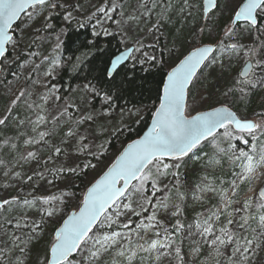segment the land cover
Returning a JSON list of instances; mask_svg holds the SVG:
<instances>
[{"label": "snow or ice", "instance_id": "obj_1", "mask_svg": "<svg viewBox=\"0 0 264 264\" xmlns=\"http://www.w3.org/2000/svg\"><path fill=\"white\" fill-rule=\"evenodd\" d=\"M207 5L215 8L216 0H207ZM57 7L55 0H0V60L7 54L6 46L12 43L9 32L21 13H27L31 19L33 15L43 14L42 10ZM128 7H131L130 0H106L105 5L96 11L115 23L118 31L127 37L130 33L135 36L141 23L148 24L153 19L155 23L149 31H158L170 9L183 14L191 5L189 0H183L179 8L172 0H136L131 12L127 11ZM117 10L118 20L112 15ZM70 16L69 13L65 19H70ZM105 34H109L107 30ZM224 35L230 39L250 37L251 45L237 41L221 42L216 48H194L171 68L148 134L142 140L128 145L107 171L87 188L78 211L67 215L52 233V239L39 264H136L137 260L139 264H144L145 256L142 254L154 258L156 264L161 257L174 254L183 264L180 248L174 247L173 233L157 218V213L165 212L179 218L183 215L181 205L186 195L180 190L178 179L170 184L162 185L161 182L170 175L178 178L175 172L179 167L178 162L189 154H196L198 158L196 150L202 151L205 142L214 149L206 167L220 165L223 158L227 157L233 165L241 161L239 167L242 171L233 173L234 179L228 182V188L223 187V181L219 187L209 182L208 176L196 185L193 199L201 200L208 193L219 198L217 206L210 208L207 213L198 214L196 233L211 249L209 255L214 264H221V258L226 260V264H251L258 251L264 252V188L254 196L241 199L240 187L241 183L251 185L258 170L264 167V113L260 115L259 121L241 119L225 106L198 112L191 117L186 114L189 110L190 86L198 72L202 74L203 67L214 64L223 68L225 59L230 60L241 53L246 57L247 67L239 73L240 78L236 81L240 91L243 93L246 88L264 86V0H239L232 23ZM135 42L141 43L139 39ZM216 52H219L218 56L210 55ZM127 58L126 55L117 57L113 61V69ZM48 59L45 57V60ZM56 63L54 60L50 62V67L43 73L45 77L53 75ZM39 67L36 65V69ZM44 87L48 89L47 92L40 94L36 100L31 99L32 93L22 90L11 101L3 117H0V126L7 127L15 123L17 129L27 126V130L20 131L18 137L4 138L0 149L8 146L16 150L15 141L23 136L24 145H41L51 149V155L59 156L61 148L52 144L49 138L55 137L65 125L68 129L61 137L63 142L67 138H76L78 141L87 139L78 134L79 125L84 119L74 117V112L80 109L69 102L57 107L53 114L48 108L49 101L53 106H58L62 100L54 85L48 87L45 83ZM21 103L27 109L23 119L13 115V109ZM69 109H74V112ZM86 119L94 121L91 115ZM250 140L257 143L252 144ZM234 141L250 146L251 151L239 149ZM37 159L36 151H28L26 155L16 152L17 163L20 160ZM44 163L47 164V161ZM0 165H5L3 158H0ZM8 174V171L4 172L5 176ZM35 175L43 178V173ZM32 179V176H28V180ZM166 189L175 190L172 202L166 196L155 201L150 198ZM248 191L252 192L253 189L249 187ZM60 203L61 197L55 195L0 200V264H26L32 241L39 239L42 222L45 218H54L61 211L58 207ZM32 210L39 214V219L29 215ZM150 210L151 215L144 217L146 223L144 220H133V217H141ZM124 217L126 219H122ZM184 228L185 225L179 219L172 225L174 231ZM229 248L231 252L226 255Z\"/></svg>", "mask_w": 264, "mask_h": 264}, {"label": "rangeland", "instance_id": "obj_2", "mask_svg": "<svg viewBox=\"0 0 264 264\" xmlns=\"http://www.w3.org/2000/svg\"><path fill=\"white\" fill-rule=\"evenodd\" d=\"M55 2L62 8L73 7V16L77 18L96 13L95 20L99 31L105 33V30H107L108 33L117 34L123 44V48L128 49L135 46L137 48L136 55L142 59L153 57L150 47L157 44L158 41H162L163 49L167 51L168 68L171 70L179 60L183 59L194 48L206 44L218 45L223 42V35L232 22L233 12L239 0H218L216 9L206 19L204 18L203 0H189L191 8L183 14L170 9L158 31H149V28L155 23V19H153L148 24L141 23L136 29L135 36L130 33L127 37L118 31L115 23L107 20L96 11L99 7L105 5L106 0H55ZM172 2L176 8H179L183 0H172ZM130 3L131 7L127 8L128 12L132 11L136 0H130ZM49 10H42L43 14L33 15L31 19L26 14L14 28L16 36L9 45L12 55L10 58H5L2 62L0 117L5 114L2 108L8 97H11L12 101L23 90L26 93H32L31 99L36 100L40 94L47 92L48 89L44 87L45 83L48 84V87L53 86L51 81L56 77L61 67L59 61L61 36L46 34L43 31L46 26L45 17H47ZM118 12L119 10H117V13H112L116 20L120 19ZM220 19L222 20L221 24L217 22ZM224 22L226 25L223 28ZM203 23L206 24L204 43L201 42L202 45L196 46L201 40L198 38L197 42H194L195 37L199 29L202 28ZM237 31H239V27H237ZM57 37H59V40H57ZM136 39H139L141 43L137 44L135 42ZM236 39L243 40L244 45L251 44L250 37L237 36ZM57 44H59V47H57ZM20 54H28L32 57L30 58L29 66L22 68L19 74L11 73L6 77L7 69L17 60ZM215 55L218 56L219 52H216ZM45 57L49 59L45 60ZM53 60L57 62L54 73L52 76L45 77L43 73L50 67V62ZM245 60L246 57L241 53L230 60L225 59L223 68L219 64L204 67L201 71L202 74H199L193 83L195 92L189 98V110L186 114L191 117L198 112L219 106L230 107V101L235 94L233 91L235 89L236 76L237 74L239 75ZM36 65H40L39 69H36ZM29 77H32V79H29ZM27 80L30 81L28 84H26ZM37 81L39 82L37 83ZM55 89H57L56 86ZM254 89L259 94L264 95V86H257ZM225 93L228 94L225 95ZM236 94L241 98L244 97L241 93ZM69 102L80 109L79 112H74V109H69V111L74 112L76 119H84V122L79 125L78 134L81 137H87V139L78 141L76 138H67L66 142H63L61 137L64 136L68 129V126L65 125L58 130V134L55 137L49 138L52 144L61 148L59 156L51 155L52 150L41 145H24L23 140L25 137L23 136L16 139V150H12L8 146L0 149V158H3L6 165V167L5 165H0V200L13 197H18L22 200L24 198L32 199L33 197L38 198L50 195L59 196L62 199V203L58 204L61 211L54 218H45L42 222L39 239L32 241L30 245L31 253L26 264L39 263L42 257V248L52 239L54 230L62 224L63 219H66L67 215L73 211H78V205L84 195V189L95 182L118 156L123 143L117 140L116 147L109 149L111 139L118 132L137 122L146 113L144 108L111 110L104 105L95 106L93 104L92 91L86 86L77 87L66 103ZM63 105L64 103H60L58 106H53L51 101H49L48 108L54 114L57 107H63ZM26 111L27 109L21 103L16 109H13V115L23 119ZM262 113H264V104L253 114H249L241 108L237 115L241 119L259 121ZM89 115L94 117V121L86 119ZM0 127L9 134L5 138L18 137L20 131L27 130V126L24 129H17L15 123H11L7 127ZM40 130L44 129L41 128ZM239 143L241 144L240 147H242L243 143ZM100 145H103V147L101 148ZM204 147L209 152L204 151L198 154V158L196 154H191L178 162L179 167L175 169V171L179 172L178 178L171 180L170 177H167L161 182L162 185L170 184L171 181L175 183L178 179L180 190L186 195V199L181 205L183 215L180 218V222L185 225V228L180 230L178 235L177 233L172 235V239L175 241L174 247H179L181 250V255L184 258L183 264H214L213 258L209 255L211 249L203 242L201 236L196 233L195 224L198 214L207 213L210 208L217 206L219 198L215 194L208 193L204 194L201 200L193 199L192 193L196 191V185L203 181V177L208 176L209 182L215 183L218 187L221 186V181L224 182V188L229 187V184L223 178H215V175L223 167V160L228 158H223L220 165L213 164L206 167L205 164L213 155L214 149L207 142ZM198 150L200 149H197L196 152ZM17 151L23 155H26L28 151H36L38 159L20 160L17 163ZM45 161H47V164L44 163ZM240 163L241 161H238L231 171L230 181L234 179L233 173L238 174L242 171L239 167ZM61 169L62 171H60ZM5 171H8V176L4 175ZM15 173L20 175L16 176ZM36 173H43V178L35 175ZM190 175L194 177L196 182L193 186L188 185ZM28 176H32L33 179L28 180ZM237 182L240 183L239 181ZM240 187L242 189L241 192L244 191V193H241V199L245 198V196H254L256 192L264 187V167L258 170L251 185L246 186L241 183ZM249 187L253 189L252 192L248 191ZM165 196L169 202H172L175 199V190L168 191L166 189L164 192L157 193L155 198L151 196L150 198L155 201ZM149 213L151 214V211ZM29 215L39 219V214L35 210L30 211ZM157 218L163 221L169 231L175 220L179 219L165 212H158ZM122 219H126V217ZM200 219H203V217H200ZM144 222L146 223L147 221L145 220ZM188 225H192V227L189 228ZM196 249H199V251H195ZM230 252L231 249L229 248L226 255L230 254ZM142 255L145 256L144 264H156L154 258L148 257V254ZM38 256L39 260L37 259ZM136 264H139V260L136 261ZM158 264H181V262L174 254H171L161 257ZM221 264H226V260L221 258ZM251 264H264V252L258 251L253 256Z\"/></svg>", "mask_w": 264, "mask_h": 264}, {"label": "trees", "instance_id": "obj_3", "mask_svg": "<svg viewBox=\"0 0 264 264\" xmlns=\"http://www.w3.org/2000/svg\"><path fill=\"white\" fill-rule=\"evenodd\" d=\"M69 13L71 14L70 19H65ZM95 14L96 13H92L83 18H77L73 16V7L62 8L60 5L55 9L49 10L47 17H50V19L46 20V26L43 31L46 34L61 36V52L59 57L61 67L56 77L51 81V84L58 89V95L62 100L61 103H66L77 87L86 86L92 91L93 104L95 106L104 105L111 110L144 108L146 113L141 119L129 125L127 129L118 132L111 139L108 148L114 149L117 140H119L123 143L122 150L125 145L142 136L149 126L152 116L160 103L167 73L170 71L166 57L167 51L163 49V42L158 41L157 44L150 47V51L156 59H142L140 56L136 55L137 48L132 45L135 47V52L131 60L110 78L108 73L111 62L124 50V48L117 34H105L99 31L95 20ZM221 21V19L217 20L220 24ZM47 25H51V27ZM225 25L226 23L224 22L223 28ZM205 26L206 24L203 23L202 28L199 29L196 34L194 42H197L198 38L201 40L196 46L204 43ZM13 33L15 37L16 32L13 31ZM237 41L243 44V40H231L223 35L224 43H235ZM11 55L12 52L9 50L5 58H10ZM30 58L32 57L28 54H20L17 60L7 69L6 77L11 73L19 74L22 68H27L30 64ZM239 78L237 74L236 81ZM29 82L30 81L27 80L26 84ZM0 83H2L1 78ZM194 92L195 87L192 84L189 98L192 97ZM233 92H235V94L230 101V107L236 113H239V110L243 108L247 113L253 114L264 104V95L259 94L258 91L253 88H246L242 93L240 91V86L235 84ZM236 93H241L244 97L241 98L237 96ZM10 98L11 97H8L3 105L2 109L4 112H6L11 103ZM8 136L9 134L0 127V143ZM235 143L239 149L251 151L250 146L242 144V147H240L241 144L238 141H235ZM250 143L255 144V141L250 140ZM204 151L209 152V150L204 147L202 151L198 150L197 153L201 154ZM237 163L238 161L233 165L231 161L224 159L223 167L220 169L219 173L215 175V178L221 177L228 183L231 179V171ZM175 172L179 173L177 170ZM168 177H170L171 180L175 179L171 175ZM195 184L194 177L190 175L188 185L193 186ZM86 189L87 188L84 189L83 193H85ZM241 193H244V191ZM149 215L151 214L146 212L141 217H133V220L141 221L144 220V217ZM180 218L181 216L179 220ZM170 232L174 235H176V233L178 235L179 233V231H174L172 227ZM50 241L42 248L41 260H43V254L48 248ZM30 264L39 263L32 262Z\"/></svg>", "mask_w": 264, "mask_h": 264}, {"label": "water", "instance_id": "obj_4", "mask_svg": "<svg viewBox=\"0 0 264 264\" xmlns=\"http://www.w3.org/2000/svg\"><path fill=\"white\" fill-rule=\"evenodd\" d=\"M216 3H218V0H216ZM217 7V6H216ZM216 7L215 8H209L208 7V5H207V0H203V9H204V18L206 19L215 9H216ZM31 9H29L28 11H30ZM27 13H21V15H20V17H19V19L18 20H16V21H14L13 22V26H12V29L10 30V32H9V34L12 36V40H13V37H14V33H13V31H14V28L20 23V21L22 20V18L26 15ZM233 20V19H232ZM232 23V22H231ZM237 27H239V26H237ZM9 45L10 44H8L7 46H6V49H7V54H6V56L8 55V53H9ZM206 46H211V47H213V48H216L217 47V44H213V45H210V44H206V45H202V46H200V47H198V48H202V47H206ZM134 52H135V48L134 47H130V48H128V49H124L123 51H121L113 60H112V62H111V65H110V68H109V73H108V75H109V77L110 78H112L114 75H115V73L122 67V66H124V65H126L130 60H131V58H132V56H133V54H134ZM216 53H212V54H210V55H215ZM121 55H126L128 58L125 60V61H123V62H121V64L118 66V68H116L115 70L113 69V61H115L116 59H117V57H119V56H121ZM5 56V57H6ZM5 58H3L2 60H0V77H1V74H2V62H3V60H4ZM245 67H247V64L245 63L244 64V66L242 67V69H241V71H243V69L245 68ZM204 68V67H203ZM203 68L201 69V71L203 70ZM240 71V72H241ZM200 74V72H198V74H197V77H198V75ZM194 81H195V79H194ZM194 81H193V83H194ZM167 82V77H166V81H165V83ZM192 86V85H191ZM191 86H190V88H191ZM162 96H163V91H162ZM162 96H161V98H162ZM160 102H161V100H160ZM160 104V103H159ZM158 107H159V105H158ZM157 107V108H158ZM219 107H221V106H219ZM225 107H228V106H225ZM228 108H230V107H228ZM212 109H210V110H206V111H211ZM230 110L231 111H233L236 115H237V113L232 109V108H230ZM155 113V112H154ZM197 114V113H196ZM195 114V115H196ZM194 116V115H193ZM238 116V115H237ZM155 117H154V114H153V116H152V119H151V121H150V124H149V126L147 127V129H146V131L142 134V136L141 137H139V138H137V139H135V140H133L132 142H130V143H128L127 145H125V147L120 151V153L118 154V156L115 158V160L119 157V155L124 151V149L128 146V145H130V144H133L134 142H136V141H139V140H142L147 134H148V132L150 131V129H151V127H152V122H153V119H154ZM206 143V142H205ZM189 155H191V154H189ZM185 158H187V157H185ZM184 158V159H185ZM115 160L112 162V163H114L115 162ZM171 162V161H170ZM112 165V164H111ZM110 165V166H111ZM109 166V167H110ZM108 167V168H109ZM107 168V169H108ZM107 171V170H106ZM105 171V172H106ZM104 172V173H105ZM103 173V174H104ZM102 174V175H103ZM101 175V176H102ZM100 176V177H101ZM99 177V178H100ZM98 178V179H99ZM97 179V180H98ZM93 183H95V182H93ZM92 183V184H93ZM91 184V185H92ZM90 185V186H91ZM89 186V187H90ZM264 188V187H263ZM86 191H87V189H86ZM86 191H85V193H84V195L86 194ZM83 195V196H84ZM72 213V212H71ZM70 213V214H71ZM69 214V215H70Z\"/></svg>", "mask_w": 264, "mask_h": 264}]
</instances>
